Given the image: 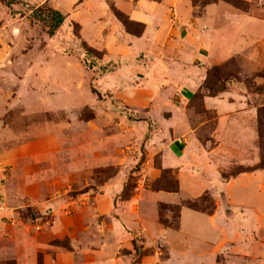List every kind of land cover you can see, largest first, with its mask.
Masks as SVG:
<instances>
[{"label": "rangeland", "instance_id": "1", "mask_svg": "<svg viewBox=\"0 0 264 264\" xmlns=\"http://www.w3.org/2000/svg\"><path fill=\"white\" fill-rule=\"evenodd\" d=\"M40 4L19 0L6 6L0 0V264H55L57 255L78 254L77 244L91 255L86 247L95 249L102 235L110 251L108 236L116 234L117 221L149 216L150 203H136V195L145 200L148 192L170 190L176 181L168 170L151 176L159 154L149 144L146 113L129 111L106 95V0H86L82 28L67 18L51 36L44 14L31 9ZM109 6L116 17L118 9ZM85 7L96 13L98 29ZM129 29L139 31L143 24ZM227 74L236 75L234 65L209 77L206 86L218 88ZM246 85L259 92L253 96L258 109L264 106V82L247 79ZM260 118L264 157V110ZM188 201L212 211L208 195L175 204L158 201L153 210L158 227L176 230ZM126 238L117 250L126 264L167 255L163 235ZM244 247L246 254L237 256L226 243L214 263H205L264 264L262 242ZM177 260L173 263L181 264Z\"/></svg>", "mask_w": 264, "mask_h": 264}, {"label": "crops", "instance_id": "2", "mask_svg": "<svg viewBox=\"0 0 264 264\" xmlns=\"http://www.w3.org/2000/svg\"><path fill=\"white\" fill-rule=\"evenodd\" d=\"M25 1L48 3L67 16L63 23L72 18L80 24L86 0ZM240 1L245 6L226 0H106V95L146 113L149 144L159 154L151 176L172 171L177 190L151 191L145 200L136 195V203H150L149 216L117 221L116 234L108 236L110 251L102 235L95 249L86 247L91 255L77 244L78 254L57 255L55 264H126L117 250L127 236L137 235H163L168 250L162 259L155 253L137 264H174V257L181 264H206L226 243L237 256L246 254L245 243L264 246V166L253 98L260 94L246 85L247 79L264 82V0ZM110 3L142 23V31H127ZM85 9L94 23L96 13ZM230 64L236 75L221 77V89L208 88L209 70ZM202 195L213 200L212 211L181 206L176 230L158 227L156 202ZM110 203L107 197L106 208Z\"/></svg>", "mask_w": 264, "mask_h": 264}, {"label": "trees", "instance_id": "3", "mask_svg": "<svg viewBox=\"0 0 264 264\" xmlns=\"http://www.w3.org/2000/svg\"><path fill=\"white\" fill-rule=\"evenodd\" d=\"M1 1L6 6H10L11 4H13L15 2H18L19 0H1ZM226 1H228V2H230L232 4H234V5H238V3L241 4L240 0H226ZM31 9L33 10L34 14L37 13V12L44 14V16H45L44 17V19H45L44 23H45V26H46V32L50 36L53 35L56 32V30L63 23L64 18H65L63 13H61L59 10H57L55 8H52V7L48 6V5H46L45 3H42L39 6H34ZM114 13H115L116 17L118 18V20L123 24V26L125 27V29L127 31L132 32L134 34H139L142 31V29H140L139 31H133L132 29H129L130 24H133V23H136V22H133L130 19H128V17L124 13H122L121 11L114 9ZM218 71L219 70H218L217 67L211 68L209 70V72H208L209 73V77H215L217 75ZM223 87H224V85L220 84V86L218 88L214 89V90H218V89H221ZM211 90H213V89H211ZM261 110H264V106H262V107H260L258 109V133H259V138L263 134L262 130H261V118H260ZM259 166H264V157L263 156L261 157V161H260ZM176 190H177V183L175 181V186L172 189L168 190V191H176ZM195 201H188V202H186L185 205H187L188 207L194 208V209H198L195 206L196 205ZM133 242H134V246H135L134 239H133Z\"/></svg>", "mask_w": 264, "mask_h": 264}]
</instances>
